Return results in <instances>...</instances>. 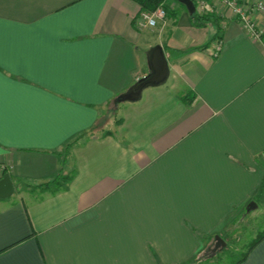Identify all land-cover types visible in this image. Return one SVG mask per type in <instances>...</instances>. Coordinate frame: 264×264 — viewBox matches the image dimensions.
<instances>
[{"label": "crops", "instance_id": "crops-1", "mask_svg": "<svg viewBox=\"0 0 264 264\" xmlns=\"http://www.w3.org/2000/svg\"><path fill=\"white\" fill-rule=\"evenodd\" d=\"M169 8L138 30L133 0H0V174L15 188L0 200V264H184L260 195L264 40L222 6L201 28ZM155 45L166 82L118 102ZM172 78L186 94L165 90ZM110 104L129 106L124 133L65 157ZM239 264H264V238Z\"/></svg>", "mask_w": 264, "mask_h": 264}, {"label": "rangeland", "instance_id": "rangeland-1", "mask_svg": "<svg viewBox=\"0 0 264 264\" xmlns=\"http://www.w3.org/2000/svg\"><path fill=\"white\" fill-rule=\"evenodd\" d=\"M204 1L206 5H203L202 8L201 5L197 3V1L195 0L193 1L195 5V13H197L200 16H211L212 17L211 20L212 21L214 20V22L207 23L204 27H207L208 25H213V26L218 25V19L222 17V14L221 11H219L218 8H216L217 0H204ZM171 2H174L177 5H181L175 0H165L166 6L169 7ZM170 11L171 8H169V12ZM169 12H167V15ZM258 20L262 22L264 20L263 16H258ZM154 29H150V30H154ZM219 30L220 27L217 26L215 38L218 37ZM153 37L156 41H159V38H156L157 35H153ZM215 38H214V42L218 44L219 41L217 38L216 39ZM177 84H178L177 79L172 78L166 84L165 90L171 92L173 95H177V94L183 95L184 93L186 94V91L188 90L185 88V86L182 85V87L179 88ZM162 93L168 94L167 92H162ZM150 97L154 99L157 98L155 94H152V96ZM160 100H157L158 101L157 103H160ZM127 107H129L128 104H119V105L110 104L109 106H107L102 113L103 116L102 118H100L98 125L92 131L83 134L81 137H77L73 139L62 148V152L64 156L68 157L70 160H75V158L77 157L76 154L77 150L84 149L94 141L96 140L100 141L102 138L105 137L114 138L113 135L115 133L118 135H122L124 133V129L126 127H129V123H127L128 122L127 117L130 111L129 108ZM140 111L141 110H138V112L136 113L137 116L139 115ZM90 147L91 146H89V148ZM91 149L92 148L87 150L86 151L87 153L83 154V156L90 159L92 156L91 154H94L91 152ZM78 157L81 159L80 155H78ZM2 175L0 174V177ZM68 175H73V172H71V174ZM62 178L64 180L69 179L68 176L67 177L60 176V179L59 177H57L56 179L53 180V182L55 183L59 180H63ZM254 202L257 205L256 210L247 213L246 212V207L248 206L247 205L240 214L232 217V220H230L227 230L225 231V233H223V235L220 236L225 241L226 246L224 248H219L215 254H212L211 250H213L216 245V241L214 240L215 236H214L211 240L210 245L206 247V249H204V252L202 253V257H200L197 261L193 262L192 264H232L237 260H239L243 256L247 248L249 247L250 243L254 239H256L259 236V234H261L264 231V186L260 192V195L256 197Z\"/></svg>", "mask_w": 264, "mask_h": 264}, {"label": "water", "instance_id": "water-1", "mask_svg": "<svg viewBox=\"0 0 264 264\" xmlns=\"http://www.w3.org/2000/svg\"><path fill=\"white\" fill-rule=\"evenodd\" d=\"M181 4L188 15L195 13V5L192 0H175ZM148 74L139 79L126 93L117 98L118 102H136L141 98L142 91L149 87H157L164 84L169 75L168 61L163 48L160 45L151 47L146 52ZM15 192L13 182L9 174L5 173L0 177V200L10 198ZM257 209L254 201H251L246 207V212H252ZM215 248L211 250L215 254L219 248L226 246L225 241L219 236H215Z\"/></svg>", "mask_w": 264, "mask_h": 264}, {"label": "built area", "instance_id": "built-area-1", "mask_svg": "<svg viewBox=\"0 0 264 264\" xmlns=\"http://www.w3.org/2000/svg\"><path fill=\"white\" fill-rule=\"evenodd\" d=\"M194 1V0H193ZM201 8L204 0H195ZM217 7L222 6L230 12L232 19L253 39L264 40V20H258V16L264 18V0H217ZM216 7V8H217ZM253 16V17H252ZM167 17L166 8L161 4L152 11H141L135 19L138 30L154 29L164 25ZM220 43L215 44L214 55H218Z\"/></svg>", "mask_w": 264, "mask_h": 264}, {"label": "trees", "instance_id": "trees-1", "mask_svg": "<svg viewBox=\"0 0 264 264\" xmlns=\"http://www.w3.org/2000/svg\"><path fill=\"white\" fill-rule=\"evenodd\" d=\"M133 1H135L139 5L140 12L141 11H152L156 9L158 6H160L161 4L166 8V11L169 12V7L166 6L165 0H133ZM189 17H190L192 25L196 28H201V27H204L207 23L214 22V20L213 21L211 20L212 18L211 16H200L197 13H194L193 15ZM262 188L260 189L262 190ZM263 238H264V231L261 234H259V236L250 243L249 247L247 248L243 256L232 264H239L240 262H242L245 259V257L248 255V253L254 248V246L258 244ZM200 257L194 258L192 261H188L184 264H192L193 262L197 261Z\"/></svg>", "mask_w": 264, "mask_h": 264}]
</instances>
